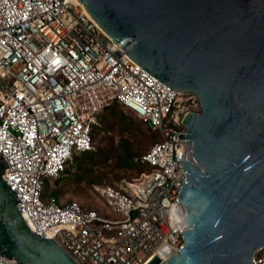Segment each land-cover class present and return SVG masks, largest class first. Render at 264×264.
Instances as JSON below:
<instances>
[{"label":"built area","instance_id":"obj_1","mask_svg":"<svg viewBox=\"0 0 264 264\" xmlns=\"http://www.w3.org/2000/svg\"><path fill=\"white\" fill-rule=\"evenodd\" d=\"M118 102L161 140L138 160L150 169L117 185L97 184L108 211L42 199L78 153L93 151L99 113ZM198 99L166 86L131 61L71 0H0V156L3 179L35 233L78 264H147L184 244L177 219L180 160L193 143L178 138ZM264 264V247L252 257ZM0 264H18L0 255Z\"/></svg>","mask_w":264,"mask_h":264},{"label":"water","instance_id":"obj_2","mask_svg":"<svg viewBox=\"0 0 264 264\" xmlns=\"http://www.w3.org/2000/svg\"><path fill=\"white\" fill-rule=\"evenodd\" d=\"M78 1L131 61L198 99L178 135L192 141L199 166L180 160L184 244L147 264H253L264 246V0ZM6 166L0 156V255L78 264L35 233L3 179Z\"/></svg>","mask_w":264,"mask_h":264},{"label":"trees","instance_id":"obj_3","mask_svg":"<svg viewBox=\"0 0 264 264\" xmlns=\"http://www.w3.org/2000/svg\"><path fill=\"white\" fill-rule=\"evenodd\" d=\"M110 119H112V123ZM98 120L101 122V127L95 125L91 136L94 143V137L96 132L100 129L107 130L112 129L114 124H117V136L118 140L115 143L113 138L110 141V144L103 146H95L93 151H86L82 153L75 154L71 162L65 168V172L57 179H46L42 191V199L48 200L51 197H55L58 201H62L58 190L52 188L50 185V180H53L57 184L60 180L64 179L66 175L70 174L75 178L76 181H81L86 178L84 173H81L82 168L84 167L83 172L93 174L95 172V166H104L107 165L111 160L113 166L116 169H129L134 168L140 174L144 171H148L150 167L141 163L138 158L143 154L151 145L155 142L161 140L160 135L157 131L153 130L151 127L147 126L141 121L135 119L131 115H128L123 110V107L118 102H113L107 107H105L98 115ZM97 128V129H96ZM96 129V130H95ZM147 138L150 140V146L143 151L144 145L141 144L139 138ZM95 145V144H94ZM75 166L76 171L71 172L69 166ZM105 175H96L97 182L103 181ZM89 181V183H92ZM63 201L65 204L71 202ZM83 205V204H82ZM84 206V205H83ZM89 208L87 206H84Z\"/></svg>","mask_w":264,"mask_h":264},{"label":"rangeland","instance_id":"obj_4","mask_svg":"<svg viewBox=\"0 0 264 264\" xmlns=\"http://www.w3.org/2000/svg\"><path fill=\"white\" fill-rule=\"evenodd\" d=\"M192 94V93H191ZM126 114L131 115L132 117H135L132 113L125 110ZM199 112V111H198ZM138 121H140L138 118L135 117ZM110 124L112 123V119H110ZM98 126L101 127V122L98 120ZM142 123V122H141ZM112 129L103 130L100 129L98 132H96L94 137V144L96 147L108 145L110 144L111 139L113 138L114 142L116 143L118 140L117 136V124H114L112 126ZM97 129V128H96ZM95 129V130H96ZM147 138H139L141 144L144 145L143 151L146 150L151 142L150 140H147ZM71 169V172L76 171L75 166H69ZM84 170V167L82 168ZM81 170V173H84L86 178L82 179L81 181H76L73 176L70 174L66 175L64 179L60 180L57 184L54 183L53 180H50V185L52 188H56L58 190L59 196L62 201H69V200H76L80 203H82L84 206L97 208V209H105L103 201L101 198H99L98 194L95 192L94 186L97 184H112L117 185L120 183L123 179H133L138 177L140 174L137 172L134 168L129 169H116L115 166H113V163L111 160L108 162L107 165L104 166H95L94 170L95 172L93 174L85 173ZM96 175H105V178L101 182H97ZM92 183H89V181H92Z\"/></svg>","mask_w":264,"mask_h":264},{"label":"bare ground","instance_id":"obj_5","mask_svg":"<svg viewBox=\"0 0 264 264\" xmlns=\"http://www.w3.org/2000/svg\"><path fill=\"white\" fill-rule=\"evenodd\" d=\"M73 3H76V4H80V5H83L81 2H79L78 0H71ZM84 9V8H83ZM85 10V9H84ZM86 12V11H85ZM264 246H260L259 248H257L256 250H255V252L257 251V250H259V249H261V248H263Z\"/></svg>","mask_w":264,"mask_h":264},{"label":"crops","instance_id":"obj_6","mask_svg":"<svg viewBox=\"0 0 264 264\" xmlns=\"http://www.w3.org/2000/svg\"><path fill=\"white\" fill-rule=\"evenodd\" d=\"M105 209H101V210H103V211H108V208H106V207H104ZM100 210V209H99Z\"/></svg>","mask_w":264,"mask_h":264}]
</instances>
